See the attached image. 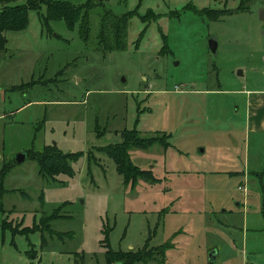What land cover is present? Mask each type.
I'll return each instance as SVG.
<instances>
[{"label":"rangeland","instance_id":"1","mask_svg":"<svg viewBox=\"0 0 264 264\" xmlns=\"http://www.w3.org/2000/svg\"><path fill=\"white\" fill-rule=\"evenodd\" d=\"M52 1L96 4L90 38L85 43L78 24L70 30L63 20L43 27L35 10L25 29L6 32L1 152L10 162L51 144L83 155L71 164L73 175L54 181L27 158L9 171L0 264H74L81 257L83 264H107L106 232L114 251L171 242L164 264H264V185L252 173L264 169V136L244 133L246 89L264 90L260 2L248 8L241 0ZM139 1L126 48L99 51L103 11L127 14ZM149 9L136 47L146 26L140 16ZM205 9L232 11L215 16ZM137 116L140 136L169 133L171 144L129 149L132 162L160 180L138 178L131 189L97 149L120 141ZM57 208L50 226H41L39 218ZM33 227L26 238L23 229ZM212 249L217 258L210 262Z\"/></svg>","mask_w":264,"mask_h":264},{"label":"trees","instance_id":"2","mask_svg":"<svg viewBox=\"0 0 264 264\" xmlns=\"http://www.w3.org/2000/svg\"><path fill=\"white\" fill-rule=\"evenodd\" d=\"M243 1L241 0L240 5ZM239 5V6H240ZM42 6L45 7L44 12H40ZM96 4L88 1L83 5H75L64 1H52V0H0V53L6 50L7 31H20L25 29L29 23V11L35 10L39 14L41 25L46 28H50V23L55 20H63L68 29L72 30L78 24L79 35L81 39L87 43L90 38V21L89 15L91 9ZM140 6V1L135 6V9L123 15H116L111 10H104L100 17V31L97 34L96 48L103 52H111L115 50H123L126 48V36L129 19L132 15L136 14ZM249 8V6H248ZM238 10H241L237 7ZM248 10V9H246ZM205 13H210L215 16L224 13H230L228 11L205 9ZM148 14H153L152 10H148L145 15H141L140 19L146 23L144 29L139 33V36L135 42V46L139 45L140 40L143 38L146 27L149 25L151 19H146ZM158 16V15H155ZM159 17V16H158ZM157 18V17H156ZM155 18V19H156ZM139 116V115H138ZM135 119L134 126L131 129H124L120 133L121 140L115 143L108 144L104 147H98V151L105 153L115 164L116 172L122 176V181L125 185H129L131 189L137 184L138 178H144L152 182H160L158 178L154 176L151 170L141 169L134 164L129 155V149L132 147L147 149L154 144H160L164 148H168L171 144L169 139L171 135L169 133H158L153 135L142 137L136 127L139 117ZM97 123L95 126L97 127ZM99 135V134H98ZM27 153L26 158L36 162L38 167V174L46 179L54 181L59 174L73 175L74 170L72 163L76 162L82 155V152H69L63 153L57 149L55 145H44L41 149L35 150L33 148L25 150ZM90 157V149L86 152ZM87 159V158H86ZM14 160V161H13ZM15 159L10 162L3 160L0 166V212L5 213L6 210L3 207V196L12 190H8L4 186V180L9 171L16 165ZM87 164L90 165V161L87 159ZM234 172L231 174H237ZM253 175H257L258 178L263 175L262 172H252ZM49 214H43L39 218V224L43 227H49L50 222L56 218V210ZM4 219H2V234ZM37 228L30 229L24 228L26 231L24 235L28 238V233L36 231ZM22 233V232H21ZM62 234H60L61 236ZM108 232H106L105 239L103 240V246L107 248L106 259L107 264H135V263H148L150 261H156L158 264H164L165 250L172 246L171 242H166L158 247L148 248V240L144 243L143 247L136 251H114L109 247ZM44 236L42 237V239ZM12 242V240H11ZM31 258V254L29 253ZM79 259V258H78ZM75 259L74 264H83V258L79 260Z\"/></svg>","mask_w":264,"mask_h":264},{"label":"crops","instance_id":"3","mask_svg":"<svg viewBox=\"0 0 264 264\" xmlns=\"http://www.w3.org/2000/svg\"><path fill=\"white\" fill-rule=\"evenodd\" d=\"M253 2H260L261 6L258 8H264V0H248V6L251 7V4ZM245 118H244V133L253 135L255 139H258L260 137L264 136V90L259 89H246V98H245ZM2 119V115H0V120ZM2 126V124L0 125ZM2 145L0 144V166L5 158L4 154L1 152ZM239 172V170H231ZM264 171H252V172H262ZM228 172V171H227ZM245 171H243V175H245ZM248 178H249V171L247 172ZM261 179L263 181L264 179V173L261 176ZM261 181V183L264 185V183ZM239 202H236V206H239ZM212 249L211 251H213ZM210 251V252H211ZM216 252L215 258H217V250H214ZM209 258V256H208ZM215 258L213 260H215ZM210 260V259H209ZM213 260H210L212 262Z\"/></svg>","mask_w":264,"mask_h":264},{"label":"water","instance_id":"4","mask_svg":"<svg viewBox=\"0 0 264 264\" xmlns=\"http://www.w3.org/2000/svg\"><path fill=\"white\" fill-rule=\"evenodd\" d=\"M258 17H259L260 20H262L264 22V8H260L258 10ZM209 48H210V50H211V52L213 54L216 53V50H217V39L215 37H211L209 39ZM26 155H27V153L25 151L18 153L16 155V157H15L16 163H19V162L23 161L26 158ZM215 255H216V252L214 250L211 251L209 253V259L213 260L215 258Z\"/></svg>","mask_w":264,"mask_h":264}]
</instances>
